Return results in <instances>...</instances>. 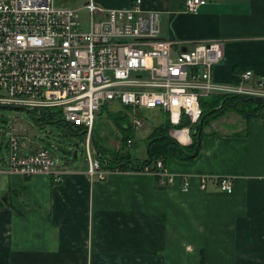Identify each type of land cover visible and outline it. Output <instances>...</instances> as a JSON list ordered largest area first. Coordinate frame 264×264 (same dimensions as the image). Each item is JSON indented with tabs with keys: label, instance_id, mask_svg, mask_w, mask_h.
I'll list each match as a JSON object with an SVG mask.
<instances>
[{
	"label": "crops",
	"instance_id": "0c3cea01",
	"mask_svg": "<svg viewBox=\"0 0 264 264\" xmlns=\"http://www.w3.org/2000/svg\"><path fill=\"white\" fill-rule=\"evenodd\" d=\"M133 1L95 0L104 10L125 9ZM204 1L191 14L184 0H141L144 11L159 12L161 37L182 50L221 43L214 81L235 85L244 71L264 76V0ZM148 111L161 123L168 119ZM19 135L22 154L43 149L25 147ZM164 167L189 179L187 192L180 180L158 189L154 176L137 171L105 169L100 181L87 176L86 161L54 167L62 173L59 182L0 174V264H264L261 115L245 120L228 113L211 122L191 161L171 150ZM219 179L231 181V194L219 190Z\"/></svg>",
	"mask_w": 264,
	"mask_h": 264
},
{
	"label": "built area",
	"instance_id": "2783aa9c",
	"mask_svg": "<svg viewBox=\"0 0 264 264\" xmlns=\"http://www.w3.org/2000/svg\"><path fill=\"white\" fill-rule=\"evenodd\" d=\"M204 4L184 0L191 14ZM82 12L88 15L86 27L80 22ZM222 60L219 41L182 50L180 43L163 39L159 12L144 11L141 0L116 10H104L95 0L80 8L58 7L55 0H0V108L35 112L38 118L48 112L66 129H81L86 174L100 181L110 170L91 156L89 142L103 106L117 103L129 109L135 127L141 125L137 116L142 110H159L172 126L170 137L184 146L199 123L201 98L236 95L264 100V76L255 78L251 71L241 72L235 85L214 81L213 70ZM182 122L186 125L179 128ZM7 134L0 174L44 175L60 181L62 173L53 171L55 163L47 150L24 155L13 129ZM140 172L154 176L158 189L180 180L181 190L188 191L189 179L169 174L161 161ZM200 188L206 189L205 179ZM218 188L230 194L231 181L219 179Z\"/></svg>",
	"mask_w": 264,
	"mask_h": 264
},
{
	"label": "rangeland",
	"instance_id": "374dc122",
	"mask_svg": "<svg viewBox=\"0 0 264 264\" xmlns=\"http://www.w3.org/2000/svg\"><path fill=\"white\" fill-rule=\"evenodd\" d=\"M86 1L87 0H55V4L58 7L64 6L80 8ZM87 16L88 15L84 12L80 14V22L83 27H86L87 25ZM151 112L152 111L142 110L137 116V119L141 122V126L137 127V129H134L135 126L133 125L132 116L130 114L128 116L119 104L112 103L105 106L96 114L94 130L92 134L94 143L92 140L89 142L91 156H95V145L100 147L102 146V148H105L108 151L119 150L121 145V133L128 131V135L133 139L134 145L126 146L125 151H128L133 158L136 157L140 160L145 159V138L148 135V131H151L153 124H156L155 126L162 124L161 121H159V115L156 117L155 115L150 114ZM116 114H120L121 116L124 114L127 117L120 119L116 124L113 119ZM0 117L8 119L7 124H0V152L5 158L7 156V133H9L11 129H14V132L19 138V134L23 135L22 144L25 147L29 145L35 147L38 145L39 147L47 150L55 163V167L57 166L60 168L64 166L65 162H73L79 166L84 165L86 161V141L83 135L75 136L70 134V132H68L63 126L40 121L38 120V116L35 114V112L27 110L0 108ZM150 120H152L154 123H152ZM198 125H200V122L196 125V128ZM204 128L202 129V125H200V130L202 132L204 131ZM192 138L190 135V140L187 142V145L184 146L191 145ZM76 144L78 145L75 148V151L77 152L76 158L62 156V154L58 151V149L68 151L69 146L74 147Z\"/></svg>",
	"mask_w": 264,
	"mask_h": 264
},
{
	"label": "trees",
	"instance_id": "16d2710c",
	"mask_svg": "<svg viewBox=\"0 0 264 264\" xmlns=\"http://www.w3.org/2000/svg\"><path fill=\"white\" fill-rule=\"evenodd\" d=\"M200 107L202 114L200 121H202V129L208 126L211 122L218 120L228 113H235L247 120L251 116L261 115L264 120V100H253L249 98L236 95H222V96H209L200 99ZM103 106L101 110L104 108ZM129 116V109L122 108ZM48 112H43L42 116L38 120L46 123H54L58 126H64L60 120ZM127 117L126 115L116 114L113 117L114 122ZM186 123L182 122L178 127H185ZM172 128L168 119L164 123L155 126L149 135L146 137L147 156L145 159L138 160L133 158L128 151H125L127 141L130 138L128 131H124L121 134V145L119 150L108 151L105 148L95 145L97 150V159L102 165L103 169L110 171H137L140 172L144 167H153L154 163L161 161L163 164L170 154L171 150H174L176 157L181 160L191 161L199 150V140L203 135L200 130V125L195 130V134L192 135V144L189 146H182L169 137L168 132ZM72 135H84L81 129L68 128ZM93 134V132H92ZM94 143L93 135L91 137ZM233 191V188H232ZM232 193V192H231ZM230 193V194H231Z\"/></svg>",
	"mask_w": 264,
	"mask_h": 264
},
{
	"label": "water",
	"instance_id": "95a60500",
	"mask_svg": "<svg viewBox=\"0 0 264 264\" xmlns=\"http://www.w3.org/2000/svg\"><path fill=\"white\" fill-rule=\"evenodd\" d=\"M250 101L253 100H261L259 98H249ZM8 123V119L7 118H1L0 117V124H7ZM202 124V121H200V125ZM76 146H78L76 144ZM58 151L62 154V156L68 157V158H76L77 152L76 151H72V150H63V149H58Z\"/></svg>",
	"mask_w": 264,
	"mask_h": 264
},
{
	"label": "bare ground",
	"instance_id": "6f19581e",
	"mask_svg": "<svg viewBox=\"0 0 264 264\" xmlns=\"http://www.w3.org/2000/svg\"><path fill=\"white\" fill-rule=\"evenodd\" d=\"M183 135H184V134H181V140H182V138H183ZM184 136H185V135H184Z\"/></svg>",
	"mask_w": 264,
	"mask_h": 264
}]
</instances>
